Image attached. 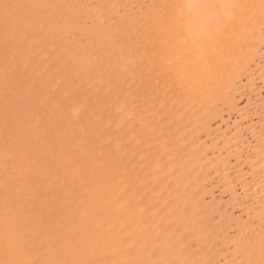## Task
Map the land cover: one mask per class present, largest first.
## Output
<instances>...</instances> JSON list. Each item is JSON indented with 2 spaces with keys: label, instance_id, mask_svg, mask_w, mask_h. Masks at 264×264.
I'll return each instance as SVG.
<instances>
[{
  "label": "bare ground",
  "instance_id": "bare-ground-1",
  "mask_svg": "<svg viewBox=\"0 0 264 264\" xmlns=\"http://www.w3.org/2000/svg\"><path fill=\"white\" fill-rule=\"evenodd\" d=\"M29 2L82 57L121 52L117 38L149 47L148 146L132 182L118 175L86 199L102 244L84 240L78 260L264 264V0Z\"/></svg>",
  "mask_w": 264,
  "mask_h": 264
},
{
  "label": "rangeland",
  "instance_id": "rangeland-1",
  "mask_svg": "<svg viewBox=\"0 0 264 264\" xmlns=\"http://www.w3.org/2000/svg\"><path fill=\"white\" fill-rule=\"evenodd\" d=\"M28 4L0 0V264H82L84 240L102 244L86 199L118 175L132 182L148 146L149 47L117 38L121 52L82 57Z\"/></svg>",
  "mask_w": 264,
  "mask_h": 264
}]
</instances>
